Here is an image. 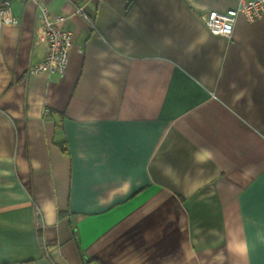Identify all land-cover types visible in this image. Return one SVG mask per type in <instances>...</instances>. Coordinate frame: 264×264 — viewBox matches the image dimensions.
I'll return each instance as SVG.
<instances>
[{"label": "crops", "instance_id": "1", "mask_svg": "<svg viewBox=\"0 0 264 264\" xmlns=\"http://www.w3.org/2000/svg\"><path fill=\"white\" fill-rule=\"evenodd\" d=\"M38 5L72 34L62 75L30 73ZM236 5L12 1L0 264H264V17L230 37L203 19Z\"/></svg>", "mask_w": 264, "mask_h": 264}, {"label": "built area", "instance_id": "2", "mask_svg": "<svg viewBox=\"0 0 264 264\" xmlns=\"http://www.w3.org/2000/svg\"><path fill=\"white\" fill-rule=\"evenodd\" d=\"M12 1L0 0V27L16 24L18 21L12 13ZM38 7L40 10L39 25L45 35L46 48L43 58L30 69V73L46 72L62 75L66 70L69 52L73 45L72 34L61 25L64 20L62 15L52 14L42 5ZM74 11L88 23L91 22L82 6H75ZM238 16H242L247 22H255L263 18L264 0H237L236 7L224 12L211 10L205 14L203 19L212 35L230 37Z\"/></svg>", "mask_w": 264, "mask_h": 264}, {"label": "clouds", "instance_id": "3", "mask_svg": "<svg viewBox=\"0 0 264 264\" xmlns=\"http://www.w3.org/2000/svg\"><path fill=\"white\" fill-rule=\"evenodd\" d=\"M209 156H210V154H209Z\"/></svg>", "mask_w": 264, "mask_h": 264}]
</instances>
